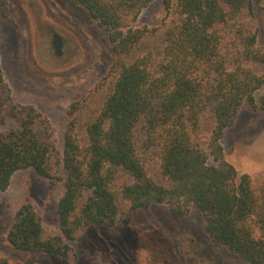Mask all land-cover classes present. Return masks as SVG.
Listing matches in <instances>:
<instances>
[{
  "label": "trees",
  "instance_id": "1",
  "mask_svg": "<svg viewBox=\"0 0 264 264\" xmlns=\"http://www.w3.org/2000/svg\"><path fill=\"white\" fill-rule=\"evenodd\" d=\"M75 1L109 29L113 85L100 111L86 120L85 142L78 133L80 101L70 106L59 155L51 122L35 106L14 101L0 57V190L27 168L52 185L64 184L57 207L61 234L46 236L26 200L14 214L8 242L70 264L65 239L73 240L92 224L116 225L123 201L133 211L165 203L176 218L198 209L215 245L264 264V176L255 184L248 173H240L222 144L243 103L264 110V95L255 97L264 74L250 66L264 65V50L257 47L256 33L240 25L236 48L225 55L219 30L256 7L264 10V0H159L178 16L161 31L136 25L154 0ZM155 35L162 38L158 60L147 47ZM205 113L214 119L208 135L201 128ZM153 148L165 183L148 170L145 153ZM120 172L131 180L118 183ZM0 264L8 262L0 258Z\"/></svg>",
  "mask_w": 264,
  "mask_h": 264
},
{
  "label": "rangeland",
  "instance_id": "2",
  "mask_svg": "<svg viewBox=\"0 0 264 264\" xmlns=\"http://www.w3.org/2000/svg\"><path fill=\"white\" fill-rule=\"evenodd\" d=\"M177 18L161 1L154 0L143 9L136 25L161 31L165 23ZM237 22L230 21L219 29L224 54L235 50V35L241 26L256 33L257 47L264 50V10L256 7L253 13L240 15ZM55 32L63 38L60 56L52 45ZM108 37L109 29L93 20L75 0H0V57L6 82L16 103L35 106L51 122L59 155L63 153L70 106L80 101L78 133L85 142L86 120L100 111L112 88L113 53ZM147 47L158 60L161 36L150 37ZM250 66L264 74L263 64ZM262 95L264 85L255 91L257 101ZM143 122L136 128L138 145ZM213 126L211 114H203L202 132L208 135ZM222 144L226 159L257 184L264 176V110L243 103ZM145 154L151 175L165 183L157 149ZM130 180L121 172L117 177L118 183ZM63 192L62 180L52 185L32 168L13 175L9 187L0 190V258L8 264H62L50 254L14 248L7 233L17 209L30 200L46 236L61 234L57 207ZM122 215L114 226L92 224L78 230L73 240L65 239L70 246V264H252L215 245L204 230L203 214L194 207L185 217L176 218L165 203L133 211L123 201Z\"/></svg>",
  "mask_w": 264,
  "mask_h": 264
},
{
  "label": "water",
  "instance_id": "3",
  "mask_svg": "<svg viewBox=\"0 0 264 264\" xmlns=\"http://www.w3.org/2000/svg\"><path fill=\"white\" fill-rule=\"evenodd\" d=\"M52 45L54 47L55 54L58 56L62 55L63 38L58 32L53 34Z\"/></svg>",
  "mask_w": 264,
  "mask_h": 264
}]
</instances>
